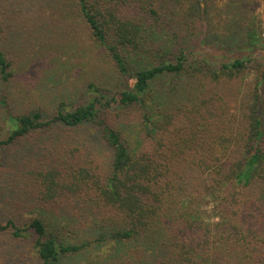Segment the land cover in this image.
Masks as SVG:
<instances>
[{
    "label": "trees",
    "instance_id": "1",
    "mask_svg": "<svg viewBox=\"0 0 264 264\" xmlns=\"http://www.w3.org/2000/svg\"><path fill=\"white\" fill-rule=\"evenodd\" d=\"M2 1L7 87L26 59L22 47L11 52L16 14ZM74 1L85 23L62 27ZM250 1L229 0L222 35L213 0L41 2L37 19L56 44L40 65L30 58L27 75L61 70L65 46L79 43L88 76L80 88L67 83L52 110L37 103L7 116L0 239L10 245L0 240V264H62L104 243L127 248L117 264H264V53L253 58L264 41L247 22ZM224 42L238 54H211ZM60 83L42 88L57 100ZM9 101H0L7 111L18 108ZM82 219L90 236L74 242L70 226Z\"/></svg>",
    "mask_w": 264,
    "mask_h": 264
},
{
    "label": "rangeland",
    "instance_id": "2",
    "mask_svg": "<svg viewBox=\"0 0 264 264\" xmlns=\"http://www.w3.org/2000/svg\"><path fill=\"white\" fill-rule=\"evenodd\" d=\"M45 0H30L27 2L28 5L23 6H11V1L7 2L5 0L2 1V10L4 12H13L16 15L14 16V22L8 24L9 30V46L12 48L11 52L16 57V51L19 47H22L25 51L23 56L26 59L25 62L19 64V67L23 68L25 74L18 75L17 79L10 82L7 87L3 86L0 83V101L2 100H10L12 102H16L18 104L17 109H8L0 102V141L6 139L10 129V123L8 122V114H14L22 109L20 107L26 106L25 108H30L37 103H42L43 106L49 107L50 110L54 109V103L65 98V94L68 93L65 91V85L69 83L70 85H77L79 88L82 85L84 79L88 76L87 70H80L82 68L81 62L77 61L76 53H80V44L72 46H65V52L69 58H67V63L65 67H61V70L54 72L51 75H44L45 72L38 70V72L34 73L31 71L29 75L27 73L33 67L32 61L36 65H40L45 59L49 58L50 51L52 46H55V41L53 37L50 35H44V23L41 19H37V14L39 13V7L42 5L41 2ZM250 5V16L247 20L249 23L255 26L258 34L264 41V0H251ZM214 8L212 9V17L213 24L212 27H215V31L218 35H222L226 29V23L222 20L230 13L228 9L229 0H213ZM70 7V17L61 18L60 23L61 26L73 27V28H81V25L85 23L83 16L79 12V8L76 5V2H72L68 4ZM56 9H53V13L56 14ZM52 11V10H50ZM72 11V13H71ZM62 15L66 16L67 13L62 11ZM51 16V15H50ZM61 17V15H60ZM13 17H10L8 23L12 20ZM27 27H29V30ZM29 31V35H27ZM51 34V31H50ZM45 36V37H44ZM60 39L63 40V37L60 36ZM61 44V42H60ZM64 44H61V47L54 48L56 51H62ZM223 45L225 47H217L211 52L217 56V58H226L231 59L236 56L238 53L234 50H228L226 43ZM258 49L254 52L253 58H260L259 54L264 53V46L258 45ZM72 51V52H71ZM75 53H74V52ZM29 58V59H28ZM31 58V60H30ZM254 60V59H253ZM256 63V60L253 62ZM86 64V63H85ZM107 62L103 64L105 66ZM54 65H57L56 63ZM88 66V65H86ZM255 71L250 73L249 78L253 80L255 76ZM61 80L62 83L59 85L60 93L58 96L54 98L52 95L48 94V92H44L42 86L43 84H49V88L55 91L54 85L57 84V80ZM78 88V89H79ZM82 88V87H81ZM264 88V83H263ZM21 96H25L22 98ZM77 99V100H76ZM81 99H86V96ZM80 100L78 97H75L74 101ZM9 101V102H10ZM72 100L68 102H71ZM82 102V101H81ZM264 104V103H263ZM230 113L235 112L234 109L229 110ZM264 112V105L262 106V113ZM236 113V112H235ZM264 117V114H263ZM0 151L5 154L7 153L6 146H3ZM3 163L6 165V160L2 157ZM213 199H210V202L207 204L208 210H213ZM3 221L6 220V216L0 215ZM87 224L84 219L81 220V223H77L76 225L70 226L71 233L73 235L74 242H82L86 241L90 236L87 229ZM2 239H5L1 235ZM2 239H0L2 241ZM3 242V241H2ZM4 243L9 244L8 240H4ZM10 245V244H9ZM10 250V249H9ZM120 247H115L113 244L104 243L100 244L96 247L84 250L76 255H73L67 259H64L62 264H117V261L127 255V248L122 247L121 252H119ZM8 251V250H7ZM6 257L5 255H3ZM2 258V257H1ZM1 264H27V262L21 261L20 258H4Z\"/></svg>",
    "mask_w": 264,
    "mask_h": 264
}]
</instances>
